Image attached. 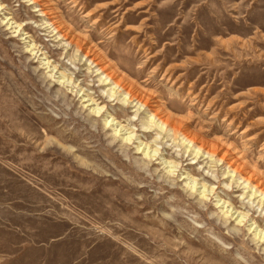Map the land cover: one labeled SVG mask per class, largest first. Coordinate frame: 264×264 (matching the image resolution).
<instances>
[{"label": "rangeland", "instance_id": "1", "mask_svg": "<svg viewBox=\"0 0 264 264\" xmlns=\"http://www.w3.org/2000/svg\"><path fill=\"white\" fill-rule=\"evenodd\" d=\"M0 264H264V0H0Z\"/></svg>", "mask_w": 264, "mask_h": 264}, {"label": "bare ground", "instance_id": "2", "mask_svg": "<svg viewBox=\"0 0 264 264\" xmlns=\"http://www.w3.org/2000/svg\"><path fill=\"white\" fill-rule=\"evenodd\" d=\"M8 22H10V19H8ZM45 65L49 66L50 65V62L45 63ZM50 67H51V65H50ZM53 69L55 70L56 68L54 67ZM60 76L61 77H64L62 74H60ZM85 98H86V100H84V103H88V106H91L92 107V106H96L97 105L96 102L92 98H90L88 96H85ZM103 109L104 108H97V107H95L92 111H94V113L97 114V115H101V112H102ZM113 122H114V119H112L111 121H106V124H110L111 126H113ZM114 125H117V122ZM158 125H159V127H160L161 130H164L165 127H164L163 124H158ZM119 126H120V129H117L116 130V133L119 134L120 132L126 131V129L124 127H122L121 124H119ZM128 130H130V129H128ZM123 139L126 142L130 143V142L133 141V136L132 135H128V136H126ZM140 145H143V144H140ZM148 150H149V147L147 145H145V148H144L143 151H145V155L147 157H151V158L156 157V155H157V151L156 150H153L151 152H148ZM202 193H203V191H202Z\"/></svg>", "mask_w": 264, "mask_h": 264}]
</instances>
